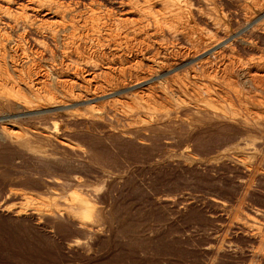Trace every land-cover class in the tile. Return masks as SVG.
Segmentation results:
<instances>
[{
    "label": "bare ground",
    "instance_id": "bare-ground-1",
    "mask_svg": "<svg viewBox=\"0 0 264 264\" xmlns=\"http://www.w3.org/2000/svg\"><path fill=\"white\" fill-rule=\"evenodd\" d=\"M170 98L191 118L240 130L219 147L239 173V195L210 196L222 212L205 264L240 249L238 237L245 264H264V201L251 196L264 180V0H0V109L56 116L25 134L2 126L10 140L34 135L72 149L76 126L98 122L127 125L125 136L156 125ZM69 196L63 208L26 207L91 233L83 213L95 207Z\"/></svg>",
    "mask_w": 264,
    "mask_h": 264
},
{
    "label": "rangeland",
    "instance_id": "rangeland-1",
    "mask_svg": "<svg viewBox=\"0 0 264 264\" xmlns=\"http://www.w3.org/2000/svg\"><path fill=\"white\" fill-rule=\"evenodd\" d=\"M160 107L164 115L156 125L125 136L119 132L128 126L121 123L76 126L67 137L72 149L34 135L10 140L2 126L25 134L56 116L0 109V264L207 263L222 212L211 199L239 195V173L223 163L219 147L240 130L191 118L174 98ZM262 187L264 180L253 200L264 201ZM74 192L95 207L83 213L91 233L64 216L36 217L26 207L43 201L63 208ZM20 207L23 214L14 216ZM236 245L240 249L224 253L219 264L246 263L247 243L238 237Z\"/></svg>",
    "mask_w": 264,
    "mask_h": 264
}]
</instances>
